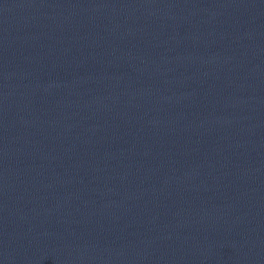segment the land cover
Segmentation results:
<instances>
[{"label": "water", "instance_id": "95a60500", "mask_svg": "<svg viewBox=\"0 0 264 264\" xmlns=\"http://www.w3.org/2000/svg\"><path fill=\"white\" fill-rule=\"evenodd\" d=\"M0 264H264V0H0Z\"/></svg>", "mask_w": 264, "mask_h": 264}]
</instances>
